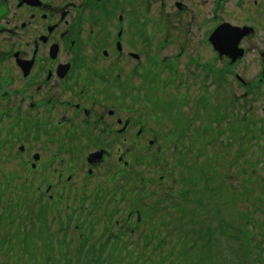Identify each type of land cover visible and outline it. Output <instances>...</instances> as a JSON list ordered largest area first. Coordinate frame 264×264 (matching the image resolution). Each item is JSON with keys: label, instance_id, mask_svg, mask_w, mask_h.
I'll list each match as a JSON object with an SVG mask.
<instances>
[{"label": "flooded vegetation", "instance_id": "flooded-vegetation-1", "mask_svg": "<svg viewBox=\"0 0 264 264\" xmlns=\"http://www.w3.org/2000/svg\"><path fill=\"white\" fill-rule=\"evenodd\" d=\"M223 98L264 150V0H0V264H78L80 239L135 235L141 211L96 204Z\"/></svg>", "mask_w": 264, "mask_h": 264}, {"label": "rangeland", "instance_id": "rangeland-1", "mask_svg": "<svg viewBox=\"0 0 264 264\" xmlns=\"http://www.w3.org/2000/svg\"><path fill=\"white\" fill-rule=\"evenodd\" d=\"M223 140L228 143V138H223ZM230 141L233 143L234 139H230ZM237 147L238 145H235L231 148L233 154L237 151ZM251 148L252 149L250 150V152L248 153V157L246 158L250 163H252L250 159H253V157H251L252 155H254L253 153H256L258 151L259 152L263 151V150L258 149L254 145ZM231 158L232 156L229 157V159ZM257 159L263 163L262 156L258 155ZM177 171L175 172L176 177L174 178V180L180 182L181 176H179L178 178ZM242 173H247V175H250L252 178L249 180H244V178L241 177ZM228 175H229V178H228L227 184L229 186L232 185V190L234 192L238 191L237 194H234L236 199L239 197V195L244 196L242 198H238L236 204L234 205L230 204L227 201V199H225L230 206L229 208L230 211L229 210L225 211V214H224L225 221L230 223L232 227H234L235 229L239 230V237L234 239L231 246L225 247L224 249L220 248L221 253L217 252L215 256L217 258L218 255H221L222 258H227L228 261L230 260L233 261V262H227L228 264H242V262L245 261L246 257L240 254L241 247L246 244L249 246L250 245L249 241L251 237L254 239L253 244H263L264 242V232L262 229H259V226H260L259 223H262L263 228H264V217H263L264 209L263 207L260 208L258 206L256 207L253 204H251V197L253 196L252 192L254 191L255 184L252 182L253 176L251 175V170L249 166H242L240 164H239V167L234 166L233 168H230ZM256 177L260 182H264V164L259 165L258 168L256 169ZM172 182L173 180L169 181L170 186ZM243 199L246 200L244 205L241 202ZM185 203H186L185 204L186 208L188 209L194 207L193 204H190L188 201H186ZM194 205L196 206V204ZM235 222L239 223L240 229L235 225ZM142 244H143V241L141 240V244L138 245L137 247H133V246L131 248L126 247L127 252L125 253V255L133 254L132 258H136V256H140V254L143 253L141 259H143L145 262H148V263H150L149 262L150 259H154L155 261H158L160 259L159 256H154L152 254L151 245H149L146 248V250H143ZM118 248L120 247L118 246L117 248H114L113 250H111V253H115ZM165 249L164 251L167 252L168 249L167 250ZM262 249H264V245H262ZM122 250H124V247H122ZM175 251L176 253L178 252V247H175ZM6 258L7 259L11 258V256H9L7 253ZM123 258L126 259V256H123ZM12 261L13 262L9 261V263L19 264V263H16L14 259H12ZM110 261H111L110 262L111 264H146L139 260L136 262L134 261H130V262L122 261L121 262V261H118L115 256H111ZM1 264H3V262H1ZM167 264H192V256H189V255L185 256L180 261H177V260L173 261L171 259Z\"/></svg>", "mask_w": 264, "mask_h": 264}, {"label": "trees", "instance_id": "trees-1", "mask_svg": "<svg viewBox=\"0 0 264 264\" xmlns=\"http://www.w3.org/2000/svg\"><path fill=\"white\" fill-rule=\"evenodd\" d=\"M246 252H250L249 249L248 250H245ZM242 264H245V263H242Z\"/></svg>", "mask_w": 264, "mask_h": 264}]
</instances>
